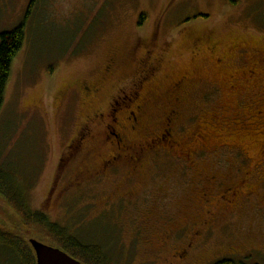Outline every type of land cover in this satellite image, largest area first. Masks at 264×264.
Returning <instances> with one entry per match:
<instances>
[{"label": "rangeland", "instance_id": "rangeland-1", "mask_svg": "<svg viewBox=\"0 0 264 264\" xmlns=\"http://www.w3.org/2000/svg\"><path fill=\"white\" fill-rule=\"evenodd\" d=\"M30 2L0 0V34L26 25L0 111V168L14 169L28 185L30 208L81 241L102 246L110 264H168L172 249L210 218L187 264L226 257L264 264L263 171L254 169L264 148L262 57L253 60L261 72L253 77L255 86L231 91L224 80L242 74L248 59L237 57L240 49L264 53V0H34L28 15ZM150 46L162 54L161 66L141 94L140 125L125 131L123 140L144 143L174 109V139L186 149L147 146L136 163L122 162L101 181L69 185L110 155L112 147L99 143L104 123L96 115L107 114L111 95L132 79ZM110 59L116 66L106 76ZM184 75L188 80L174 96L173 83ZM82 83L99 92L84 99ZM257 96L262 119L249 109ZM87 124L93 137L84 138L77 160L61 171L59 159ZM246 172L254 193L227 206L218 193ZM203 193L212 199L205 201ZM0 229L19 236L25 229L1 196ZM0 264H19L3 244Z\"/></svg>", "mask_w": 264, "mask_h": 264}, {"label": "flooded vegetation", "instance_id": "flooded-vegetation-1", "mask_svg": "<svg viewBox=\"0 0 264 264\" xmlns=\"http://www.w3.org/2000/svg\"><path fill=\"white\" fill-rule=\"evenodd\" d=\"M150 49L151 46L146 47L143 55L135 64L137 67L135 68L136 70L134 73L131 75L132 79L129 82L122 81L123 83L120 84V86L111 95L108 108L109 111H107V114L105 116L102 113H98L96 115L97 118L101 117L104 123V127H102L103 138L99 140V143H103L109 147H112L110 155L105 157V159L100 162V166L98 168L87 172L86 174L73 176L72 180L69 181V185L79 186L86 181L94 179L101 181V179L105 178L108 173H112V171L118 169L122 162L127 160L131 161L132 163H136L138 161L139 153L142 154L143 151L146 150L147 146H154V149L156 150H169L175 153L179 152L178 147L183 148L181 147L182 144L180 145V143L174 139L173 135L172 124L173 120L175 119L174 109L170 110V112L165 117L161 131L155 133L153 137L144 140V143L139 144L138 146H130L123 140V133L125 131H135L140 125L139 118L142 111L140 101L142 99L141 94L144 91L146 85L156 76V73L159 71L161 66V61L163 59L162 54H154ZM236 52V54H238L239 49H236ZM237 57H246L248 60L245 59L246 62L242 65V74H240V76H237L235 73L230 74L229 77L224 79L231 91H237L243 89L246 86H255L256 82L255 78L253 77L261 74V72L257 69V66L260 64V62L254 63L253 60L257 57H262L261 61L264 62V53L262 51L261 53H256V55H249V53L246 54V52L240 49L239 55ZM215 61L216 65L219 67L224 65L222 57H218ZM114 64V59L108 60L104 69L106 76L113 74L116 66ZM261 70L264 71V64L263 67H261ZM187 80V76L184 75L173 83L174 96H179V92L183 90V83L185 84ZM78 89L80 90L82 97L87 99L96 96L100 88L94 86V84L83 85L82 83ZM254 98L255 101L250 103L251 106H249V109L251 112L254 110L255 116L253 117L262 119V111L258 108L260 106V97L257 96ZM177 100L178 98L176 97L175 101ZM123 121H126L129 125L125 126ZM86 137H88V139L93 137V133H91V128L88 124L86 126L80 127L77 137L70 141L67 146V151L63 154V157L59 159L56 166L60 167L61 171L67 169V167L71 165L74 160H77L78 153L84 148L88 141V139H84ZM227 146L230 145L228 143H221L219 147L221 148ZM134 147H137V149H133ZM183 149L185 150L186 148ZM257 159L258 161L255 163L254 169L259 171L262 169L263 175L260 180L262 183H264V148L260 151ZM246 175L248 176H246L244 179H241L238 184L225 187L223 190H221L220 193H218V199L227 206L235 208L239 205V201L250 197L254 192L249 189V184L246 183L247 179L250 178V173L246 172ZM214 179L215 176H211L208 181ZM203 199L209 202V200L212 199V195L203 193ZM212 222L213 218H210L209 220L203 221L202 224H198V228L189 233V236L187 237L188 240L183 242L181 246L174 247V249H172L173 251L170 253V259L168 258L170 263L168 264H176V262L178 264H187L188 256L192 253L193 249L196 248L197 241L199 239L201 240L204 232L210 228ZM182 230L183 228L180 227L179 230H175L174 232L172 231L168 236V240L171 237H176V235L180 234ZM27 239L30 244L31 238ZM8 250L10 251V249Z\"/></svg>", "mask_w": 264, "mask_h": 264}, {"label": "trees", "instance_id": "trees-1", "mask_svg": "<svg viewBox=\"0 0 264 264\" xmlns=\"http://www.w3.org/2000/svg\"><path fill=\"white\" fill-rule=\"evenodd\" d=\"M33 2L34 0H31L27 14L30 13ZM25 28V22H21L12 30L0 34V111L4 105L5 90L11 75L12 64L25 41ZM17 175L14 169H10L9 166L6 169L0 168V196L8 202L13 213L18 214L25 229L20 236L0 229V245L3 244V247L10 249L19 264H36L33 247L27 238H33L46 245L61 249L81 264H110V259L102 246L81 241L73 234L68 233L66 228L52 223L43 212L33 211L25 196V189L28 185L25 181L21 182ZM30 230L35 233L38 231L40 235L31 236L28 233ZM212 264L252 263L226 257L217 259Z\"/></svg>", "mask_w": 264, "mask_h": 264}, {"label": "water", "instance_id": "water-1", "mask_svg": "<svg viewBox=\"0 0 264 264\" xmlns=\"http://www.w3.org/2000/svg\"><path fill=\"white\" fill-rule=\"evenodd\" d=\"M30 244L36 256V264H81L63 250L51 245H46L35 239H30Z\"/></svg>", "mask_w": 264, "mask_h": 264}]
</instances>
